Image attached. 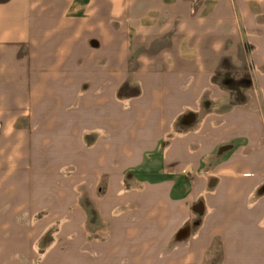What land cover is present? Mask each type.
Listing matches in <instances>:
<instances>
[{
    "label": "crops",
    "instance_id": "obj_1",
    "mask_svg": "<svg viewBox=\"0 0 264 264\" xmlns=\"http://www.w3.org/2000/svg\"><path fill=\"white\" fill-rule=\"evenodd\" d=\"M0 53V104L26 109L0 112V211L27 217L0 264L34 263L72 164L108 227H64L38 264H264V0H0ZM129 170L146 191L121 195Z\"/></svg>",
    "mask_w": 264,
    "mask_h": 264
},
{
    "label": "rangeland",
    "instance_id": "obj_2",
    "mask_svg": "<svg viewBox=\"0 0 264 264\" xmlns=\"http://www.w3.org/2000/svg\"><path fill=\"white\" fill-rule=\"evenodd\" d=\"M21 51V50H20ZM27 52V49H23L22 52L18 54V58L25 56L24 54ZM6 56H8L7 53H0V63L6 62ZM87 90V87H85L82 91V93H85ZM139 93V90L137 88L130 87L129 84H126L125 87H123L119 93H118V99L124 104L125 108L130 107L131 105V98L137 96ZM13 108V111H16L18 113L26 112V109H22L20 107L17 108V105L10 104V105H4L0 104V112H5L6 109ZM3 121L0 120V165H4V151L8 148V136L3 135ZM181 121L178 123L171 131V134L167 136L166 139H171L173 136L178 135L181 133V130L186 129ZM102 138V135L97 131H87L82 136L83 143L88 146L92 147L98 141ZM167 141V140H166ZM166 143L164 142V145ZM162 152V151H161ZM162 154V153H160ZM159 156V154H157ZM79 170V166L77 164H72L67 168L65 172H63V175L66 179H71L74 181L76 179V183H67L66 185L62 186V202H61V212L62 215L59 219L54 220L46 224L45 227H51V230L46 234V236L41 240V242L37 243L35 245L36 251V259L33 264H38L44 255L47 254L49 250L52 248V240L56 241L58 238H61L62 242V251H66L67 245L66 243L63 244V234H64V227H94L93 230V237L95 238H101V227H108L106 221L102 218L100 215V205L97 204L99 200H88V194L91 189L90 185L85 183V181H79L77 177ZM135 172L132 170H129L125 173L124 180L122 182V196L130 195L133 193H142L146 191V185L143 184V182L138 183L137 185L132 182ZM94 187H92L93 189ZM108 188V184L106 180L104 179L103 182L99 183L97 186H95L96 192L98 194L100 193H106ZM71 192H74L76 194V199L74 201V205L69 208L67 206L66 198L69 196ZM92 202V203H91ZM202 202V201H199ZM198 203V202H196ZM203 205H200L202 207ZM135 206L131 202L126 203V205L119 206L118 208H115L113 211L114 216L122 215L124 213H127L131 211ZM194 208V205L190 207V214H191V220L189 223H187L186 227L190 226L192 222H195L194 225L192 224V227H198L202 221V214L198 210L196 211ZM94 210V211H93ZM49 211L46 209L44 211H41L37 215L33 216L28 221L29 227H36L42 220L49 218ZM81 213V214H80ZM26 219L27 217L25 215L23 216H12L7 215V212H1L0 211V227L6 225L5 221H9L6 226L4 227H26ZM1 221L4 223V225L1 224ZM11 222V223H10ZM262 226H264V220L262 221ZM60 236V237H59ZM71 237H69L68 240H70ZM67 239V238H66ZM58 242V241H57ZM65 245V246H64Z\"/></svg>",
    "mask_w": 264,
    "mask_h": 264
},
{
    "label": "water",
    "instance_id": "obj_3",
    "mask_svg": "<svg viewBox=\"0 0 264 264\" xmlns=\"http://www.w3.org/2000/svg\"><path fill=\"white\" fill-rule=\"evenodd\" d=\"M198 211L199 212H202V208L200 206L198 207Z\"/></svg>",
    "mask_w": 264,
    "mask_h": 264
}]
</instances>
